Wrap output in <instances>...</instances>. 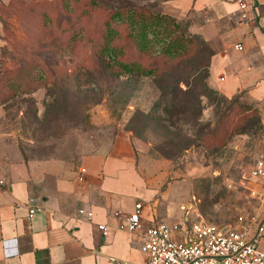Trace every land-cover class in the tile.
<instances>
[{
	"label": "rangeland",
	"instance_id": "1",
	"mask_svg": "<svg viewBox=\"0 0 264 264\" xmlns=\"http://www.w3.org/2000/svg\"><path fill=\"white\" fill-rule=\"evenodd\" d=\"M195 1L0 0V174L40 160L82 169L124 139L159 219L258 216L264 92L223 95L218 69L242 22ZM149 13L167 20L144 28Z\"/></svg>",
	"mask_w": 264,
	"mask_h": 264
},
{
	"label": "crops",
	"instance_id": "2",
	"mask_svg": "<svg viewBox=\"0 0 264 264\" xmlns=\"http://www.w3.org/2000/svg\"><path fill=\"white\" fill-rule=\"evenodd\" d=\"M246 2L247 18L237 4L221 2L225 14L242 22V49L233 50L218 69L226 97L244 89L264 92V0ZM209 4L196 0L192 7L202 11ZM79 165L85 172L64 161H31L0 174V264L144 261L141 237L127 231L126 217L142 203L145 228L162 219L153 212V190L144 187L137 170L135 147L119 139ZM81 211L91 212L92 219Z\"/></svg>",
	"mask_w": 264,
	"mask_h": 264
},
{
	"label": "built area",
	"instance_id": "3",
	"mask_svg": "<svg viewBox=\"0 0 264 264\" xmlns=\"http://www.w3.org/2000/svg\"><path fill=\"white\" fill-rule=\"evenodd\" d=\"M235 3L247 18L246 0H219ZM239 49H242L239 47ZM85 172V169H81ZM254 188L250 196L259 202L260 211L253 218L240 217L238 226L226 228L198 217L183 215L178 221H155L144 227L143 204L136 203L126 217V229L141 237L144 261H115L116 264H264V159H259L251 172ZM34 210L31 213L34 214ZM88 219L91 212L81 211ZM261 216V218H260ZM99 230L106 232L104 225Z\"/></svg>",
	"mask_w": 264,
	"mask_h": 264
},
{
	"label": "trees",
	"instance_id": "4",
	"mask_svg": "<svg viewBox=\"0 0 264 264\" xmlns=\"http://www.w3.org/2000/svg\"><path fill=\"white\" fill-rule=\"evenodd\" d=\"M142 12H144V10H140V13H142ZM149 17L151 18V21L144 19V21H145V23L143 25L144 28L149 27L151 25V23L154 21H160V22L163 21L164 22L165 20H167V18L164 16H153L151 13H149ZM132 35H133V33H131V36ZM126 41L128 42L127 44L129 45L130 41L128 40V38H126Z\"/></svg>",
	"mask_w": 264,
	"mask_h": 264
}]
</instances>
